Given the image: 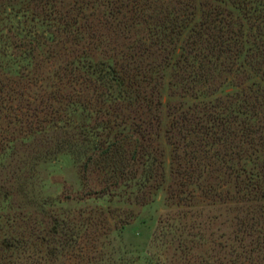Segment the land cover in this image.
I'll return each instance as SVG.
<instances>
[{
    "label": "trees",
    "instance_id": "obj_1",
    "mask_svg": "<svg viewBox=\"0 0 264 264\" xmlns=\"http://www.w3.org/2000/svg\"><path fill=\"white\" fill-rule=\"evenodd\" d=\"M37 3L39 20L16 19L0 35V111H7L1 130L10 135L6 144L0 139V206L14 212L0 238V264H53L76 247L75 216L54 213L37 188V167L46 159L73 158L83 181L80 200H149L164 179L157 139L166 72L173 91L199 100L168 111L165 132L182 184L208 199L256 207L261 201V220L241 223L242 233L257 231L252 241L262 261L264 0ZM225 85L233 90L215 96ZM79 212L80 232L95 225ZM109 217L121 229L132 215ZM40 238L62 254L55 247L42 256L21 254ZM85 252L79 245L67 258L124 264Z\"/></svg>",
    "mask_w": 264,
    "mask_h": 264
},
{
    "label": "rangeland",
    "instance_id": "obj_2",
    "mask_svg": "<svg viewBox=\"0 0 264 264\" xmlns=\"http://www.w3.org/2000/svg\"><path fill=\"white\" fill-rule=\"evenodd\" d=\"M19 1L0 0V35L8 33L16 24V19H40L41 9L37 7V0ZM230 90L233 87L225 85L215 96ZM159 92L161 105L158 109L160 126L157 142L163 151L164 179L146 203L109 196L80 200L83 181L78 165L68 153L39 163L37 188L41 196L52 203L50 209L54 213L59 215L65 212L70 213L71 217L75 216L77 225L73 232H79L75 240L76 247H86L85 254L91 258L110 255L122 258L124 264H264V258L261 261V248L255 249L252 241L257 231H253L254 235L242 233L241 223H251L252 219L261 220L258 216L261 214V201L256 207L229 198L208 199L193 186L182 184L183 179L177 172L181 168L165 132L168 111L169 108L186 107L199 100L181 97L179 92L173 91L168 83L167 72L161 80ZM6 114V110L0 111V139L3 137L5 144L6 138L10 136L9 132L1 130L7 127V123L2 120ZM75 117L79 118V115ZM80 210H84L82 218L92 215L95 223L82 228L81 232L78 225ZM107 210L114 216L132 215L130 223L116 229L110 215H105L106 218L100 215L101 211ZM13 214V210L0 206V238L7 236L5 234ZM86 233L89 234L85 236ZM40 240L37 241L38 245L30 248L29 253L21 254L33 252L35 256H42L47 254V248L51 250L53 247L58 250L54 254H62L57 244L46 247ZM76 247H69L53 264H76L77 257L67 258ZM74 254L79 253L75 251Z\"/></svg>",
    "mask_w": 264,
    "mask_h": 264
}]
</instances>
